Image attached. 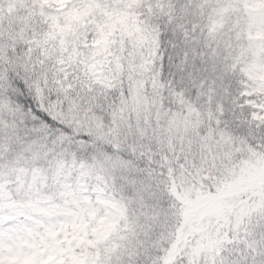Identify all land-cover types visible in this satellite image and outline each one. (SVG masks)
<instances>
[{"label": "snow or ice", "instance_id": "1", "mask_svg": "<svg viewBox=\"0 0 264 264\" xmlns=\"http://www.w3.org/2000/svg\"><path fill=\"white\" fill-rule=\"evenodd\" d=\"M0 264H264V0H0Z\"/></svg>", "mask_w": 264, "mask_h": 264}]
</instances>
